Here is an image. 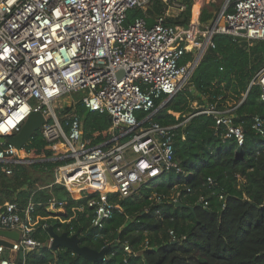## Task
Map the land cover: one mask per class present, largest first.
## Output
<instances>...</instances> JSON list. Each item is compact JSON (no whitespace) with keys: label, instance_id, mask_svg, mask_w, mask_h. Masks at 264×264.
Listing matches in <instances>:
<instances>
[{"label":"built area","instance_id":"1","mask_svg":"<svg viewBox=\"0 0 264 264\" xmlns=\"http://www.w3.org/2000/svg\"><path fill=\"white\" fill-rule=\"evenodd\" d=\"M155 1L0 0V163L34 162L24 158L25 147L20 157L2 139L18 134L32 114L41 112L46 120L41 128L44 139L67 151L53 159L64 161L55 169V184L63 186L74 200L99 194L88 200L95 210L92 224L98 228L116 207L111 195L132 197L153 179L170 172L184 174L175 157L173 131L177 127L162 126L153 118L187 84L203 56L215 49L214 38L227 35L264 41V0H226L206 29H199L201 14L195 27L192 21L188 26L168 23L169 8L179 11L174 21L187 9L178 0H159L164 13L155 15L150 24L147 11ZM195 1L200 9L212 2ZM136 8L146 16L128 24V13ZM183 41L193 55L186 65L181 64L185 50L178 47ZM251 86L261 88L264 101V68ZM73 96H79L89 111L110 116L109 141L87 145L83 121L76 113L63 119L57 114L53 105ZM200 113L213 115L225 129L224 138L243 145L245 131L235 125L232 110L209 105ZM254 122L256 131L264 135V121L256 117ZM5 170L12 174V169ZM208 182L213 184L212 179ZM186 191L193 192L191 188ZM180 197L178 191L172 203L180 202ZM150 200L162 203L164 197L153 194ZM198 204L206 208V197L199 196ZM64 206L65 201L53 197L47 210L56 213ZM36 207L33 202L24 208L13 202L0 206V229L20 234L11 249L0 246V264H17L5 257L7 251L26 253L41 247L34 238L40 225ZM49 227L46 222L41 225L44 231ZM169 234L176 242L175 232ZM123 247L127 254L133 253L127 242Z\"/></svg>","mask_w":264,"mask_h":264},{"label":"trees","instance_id":"2","mask_svg":"<svg viewBox=\"0 0 264 264\" xmlns=\"http://www.w3.org/2000/svg\"><path fill=\"white\" fill-rule=\"evenodd\" d=\"M183 3L187 9L181 16L186 21L170 19L169 24L186 25L191 18L193 0ZM199 12L194 6L192 22L198 23ZM163 13L164 3L155 1L147 11L149 23ZM145 16L143 10L133 9L128 13V24ZM209 19V14L202 16L203 23ZM214 43L215 49L203 56L187 84L153 118L162 126L177 127L173 131L175 157L184 174L170 172L153 179L132 197L116 199L111 195L116 207L102 228L92 224L95 210L88 206V200L98 198V193L74 200L61 185L49 188L55 169L64 163L53 159L67 151L62 145H50L42 130L24 148V158L34 162L10 166L0 163V206L13 202L24 208L33 202L37 205L35 215L43 218L34 235L41 247L27 252L25 264H103L63 247L57 251L48 248L50 236L41 228L44 222H55L58 234L77 235L82 246L96 251L107 248L104 264H264V135L254 128L256 117L264 121V101L261 88L251 86L264 68V41L218 35ZM178 47L185 50L181 64L191 62L188 42H180ZM209 105L232 110L235 125L245 131L241 153L234 139L224 138L225 129L217 125L213 115L200 113ZM74 113L83 121L87 145L112 138L109 115L89 111L80 100ZM6 168L12 169L11 175ZM208 179H212V185ZM41 181L46 185L39 189L37 183ZM186 188L193 192L188 194ZM178 191L182 192L180 202L194 210L172 203ZM153 194L164 197V201L153 202ZM53 196L66 198L64 215L47 210ZM199 196L206 197V208L198 204ZM170 230L175 232L176 242L171 241ZM126 242L132 254L124 251ZM147 242L149 246L145 247ZM7 252L5 257L18 263L20 252Z\"/></svg>","mask_w":264,"mask_h":264},{"label":"water","instance_id":"3","mask_svg":"<svg viewBox=\"0 0 264 264\" xmlns=\"http://www.w3.org/2000/svg\"><path fill=\"white\" fill-rule=\"evenodd\" d=\"M236 39L239 41L245 40L243 37H237ZM169 102L170 101H168L164 105V107H166ZM45 122V117L41 112L34 113L28 118V120L26 121V123L18 134L8 137L6 139L3 138L2 141L13 145L17 149L18 155L21 157L23 155V148L32 139L34 134L37 131L41 130ZM242 151V147H239L238 153H241ZM176 206L194 210L193 207H190L189 205L183 204L181 202H178ZM55 226L56 223L54 222L47 229L49 236L53 240L51 243V249L53 251H57L60 247H64L90 262L98 263L104 261L106 257L107 248H103L101 251H96L87 246H82L80 243V239L77 235L69 236L67 232L59 235L55 232ZM19 240L20 234L18 232L0 229V246H4L8 249H11L13 246V241ZM19 255L20 259L17 264H25V252L21 250Z\"/></svg>","mask_w":264,"mask_h":264},{"label":"rangeland","instance_id":"4","mask_svg":"<svg viewBox=\"0 0 264 264\" xmlns=\"http://www.w3.org/2000/svg\"><path fill=\"white\" fill-rule=\"evenodd\" d=\"M177 3L183 4V0H178ZM225 5H226V0H212L210 6H208V8L202 12V15H204V14L211 15V20L206 21L204 23L203 22L200 23L199 29H206L207 26L212 25V22L215 21V19L219 16V14L224 9ZM194 6H197L198 9L200 7L199 4H195ZM178 14H179L178 12L172 11V10H169L167 12L168 17H176ZM192 18H193V16L191 15V18L189 20H187L186 26L191 24ZM176 21H178V22L182 21L183 22V21H186V19H185V17L180 16ZM78 100H79V96L67 97L66 99L58 102L55 105H53V108L56 110L57 114L63 119V118L69 117L73 113V110L71 108V104H69V102H72L76 105ZM68 108H70L71 110H69ZM39 173H41V172H39ZM37 185L45 186L46 184H45V182L41 181V182H38Z\"/></svg>","mask_w":264,"mask_h":264},{"label":"crops","instance_id":"5","mask_svg":"<svg viewBox=\"0 0 264 264\" xmlns=\"http://www.w3.org/2000/svg\"><path fill=\"white\" fill-rule=\"evenodd\" d=\"M195 0H193V5H192V16H193V8H194V5H195ZM205 9H207V8H204V9H200V7H199V10H200V12H199V14H198V17H197V20H198V18H199V15L201 14V17H200V20L202 19V12L205 10ZM169 10H171V9H169ZM168 10V11H169ZM172 11H175V10H172ZM177 12V11H176ZM177 17V16H176ZM176 17H170L169 19H175ZM149 18H151V17H149ZM192 21V20H191ZM192 23H196V22H192ZM79 101V100H78ZM74 102V101H73ZM69 104H71V108H72V110H73V112H74V109H75V104L74 103H72V102H69ZM77 104V103H76ZM50 182H52V184L51 185H49V188L50 189H52V186L55 184V176H54V178H51V180H50ZM56 185V184H55ZM38 187H39V189H42L44 186H39L38 185ZM53 197H56V196H53ZM62 198H64V200L66 199L64 196H61ZM63 200V201H64ZM56 213H53V214H56V215H58V216H60V215H64L65 214V208L63 209H59V210H57V211H55ZM43 220V218L41 217V216H39V222L40 221H42ZM39 226L40 225H38L36 228L37 229H39ZM43 230V229H42ZM64 233H66V232H64ZM63 234V233H62ZM59 235H61V234H59ZM69 236H73V235H70L69 234ZM50 239H51V237H50ZM46 245H47V247L48 248H50L51 249V242H50V240L46 243ZM64 248V247H63ZM7 254H9V251L7 252ZM27 254V252L25 253V255Z\"/></svg>","mask_w":264,"mask_h":264},{"label":"bare ground","instance_id":"6","mask_svg":"<svg viewBox=\"0 0 264 264\" xmlns=\"http://www.w3.org/2000/svg\"><path fill=\"white\" fill-rule=\"evenodd\" d=\"M169 9H171V10H175V11L179 12V11H178L176 8H174V7H171V8H169ZM169 9H168V10H169ZM168 10H167V11H168ZM197 24H198V23H192V25H193L194 27L197 26Z\"/></svg>","mask_w":264,"mask_h":264}]
</instances>
